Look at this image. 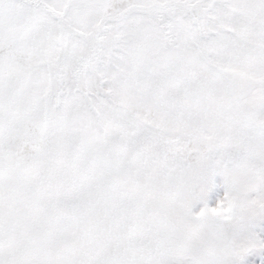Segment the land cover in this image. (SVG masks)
<instances>
[{
    "label": "snow or ice",
    "instance_id": "obj_1",
    "mask_svg": "<svg viewBox=\"0 0 264 264\" xmlns=\"http://www.w3.org/2000/svg\"><path fill=\"white\" fill-rule=\"evenodd\" d=\"M0 264H264V0H0Z\"/></svg>",
    "mask_w": 264,
    "mask_h": 264
}]
</instances>
